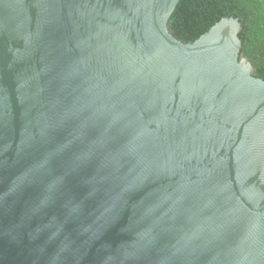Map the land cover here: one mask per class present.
Returning <instances> with one entry per match:
<instances>
[{
	"label": "water",
	"instance_id": "water-1",
	"mask_svg": "<svg viewBox=\"0 0 264 264\" xmlns=\"http://www.w3.org/2000/svg\"><path fill=\"white\" fill-rule=\"evenodd\" d=\"M180 2L0 0V264H264V80Z\"/></svg>",
	"mask_w": 264,
	"mask_h": 264
},
{
	"label": "trees",
	"instance_id": "trees-1",
	"mask_svg": "<svg viewBox=\"0 0 264 264\" xmlns=\"http://www.w3.org/2000/svg\"><path fill=\"white\" fill-rule=\"evenodd\" d=\"M224 18L240 20L242 55L264 80V0H181L170 20L171 33L192 44Z\"/></svg>",
	"mask_w": 264,
	"mask_h": 264
},
{
	"label": "flooded vegetation",
	"instance_id": "flooded-vegetation-1",
	"mask_svg": "<svg viewBox=\"0 0 264 264\" xmlns=\"http://www.w3.org/2000/svg\"><path fill=\"white\" fill-rule=\"evenodd\" d=\"M244 57V56H243ZM245 58V57H244ZM248 60V59H247ZM249 61V60H248ZM250 62V61H249ZM251 63V62H250ZM252 64V63H251ZM252 66H253V64H252ZM253 68H254V66H253ZM254 71H255V68H254ZM255 75H256V71H255Z\"/></svg>",
	"mask_w": 264,
	"mask_h": 264
}]
</instances>
